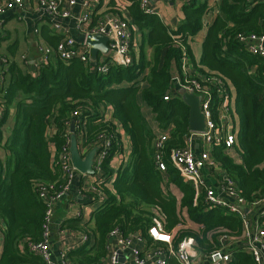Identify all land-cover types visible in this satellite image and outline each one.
I'll return each mask as SVG.
<instances>
[{
	"label": "trees",
	"instance_id": "16d2710c",
	"mask_svg": "<svg viewBox=\"0 0 264 264\" xmlns=\"http://www.w3.org/2000/svg\"><path fill=\"white\" fill-rule=\"evenodd\" d=\"M129 1L135 12L134 23L140 29L145 25L162 28L151 14L141 11L139 0ZM108 7L120 15L116 0H111ZM210 10L208 0H187L183 23L171 34L161 33L150 39L154 47L151 61L142 54L129 66L109 64L105 73H99L77 58L66 61L55 52L54 60L34 74L23 71L16 63L9 66V84L0 89V145L10 108L15 105L16 110L11 134L4 144L9 154L4 161L0 158V238L4 234L0 264H46L40 255L30 251L29 244L44 238L48 204L40 193L50 185L58 188L63 182L58 155L69 144L72 120L76 125L85 123L82 146L89 150L101 147L107 138L111 140L101 165L103 180L98 188L104 199L94 211L95 242L92 247L84 243L71 250L73 262L103 263L108 256L109 234L115 228L123 235L140 233L152 243L148 230L156 220L172 233L175 248L183 238L192 237L202 254L222 248L224 237L242 238V217L208 202L204 192L197 194L193 183L186 181L167 159L172 148L185 146L191 132L190 107L179 95L168 100L164 96L170 91L174 73L178 71L183 76L182 59L185 54L191 56L190 42L202 29L203 18ZM263 19L264 0H220L203 43L202 66L195 64V70H191L198 80L215 76L229 90L231 85L235 87L236 110L241 117L238 153L243 162L238 163L224 144H215L211 155L247 202L264 195V58L250 52L238 37L261 34ZM58 41L56 38L52 42L55 47ZM146 67L149 73L144 75ZM253 95L257 96L256 107ZM140 99L152 108L162 128L170 127L165 171L155 164L153 135L144 134L146 119ZM223 99L213 92L212 113L218 124ZM106 105L113 106L112 120H104L102 109ZM75 111L81 113L80 117H74ZM120 126L131 141V152L127 164L115 171L111 160L122 149L117 130ZM114 174L108 187L106 180ZM175 188L179 195L174 193ZM92 194L98 196L96 192ZM184 210L197 227L185 225ZM70 222L71 227H79L78 220ZM234 254L229 264H255L243 248ZM169 264L179 263L170 258Z\"/></svg>",
	"mask_w": 264,
	"mask_h": 264
},
{
	"label": "crops",
	"instance_id": "0c3cea01",
	"mask_svg": "<svg viewBox=\"0 0 264 264\" xmlns=\"http://www.w3.org/2000/svg\"><path fill=\"white\" fill-rule=\"evenodd\" d=\"M4 1L6 0H0V2ZM25 1L26 4L23 8H17L12 11H7L6 13L0 15V89L7 87V85L9 84V66L12 63L18 64L23 71L31 72L34 74L36 70L42 65H45L50 60L53 61V56H55L54 51L50 59L44 61L43 54L40 51V47H51L53 49H56L52 42H54L56 38H59V41H61L65 37L74 38L77 45L81 47L86 43V31L90 27L95 26L107 13L115 14L114 12L109 11L108 5L111 0H91V3L86 8L83 5V0H77V3L74 6H71L72 16L62 20L61 29H55L52 25V19L48 15L41 14V12L39 11L38 0ZM186 1L187 0H152L150 11H145L141 8L140 5V9L143 13L151 14L154 19L158 20L161 25H163L162 28H155L152 26L146 27V25L143 24L145 25V28L140 29L139 26L134 23L133 13L135 12H133L131 8L132 2H130L129 0H116L117 7L121 10L119 16H122V18L126 19L131 27V40L129 49V55L132 60L131 64H133L135 61L140 60L142 54L145 56L147 61L152 60L154 47L151 44L150 39L152 38V36H156L157 34L161 33H164V35L171 34L172 31L176 30L183 23L185 18L184 4ZM219 1L220 0H208V6L211 10L208 11L203 18L202 29L193 37L190 42L192 54L191 56L189 55V58L191 57L192 59L190 58L191 62L189 61L190 66L188 64L189 70H195V64H197L199 67L202 66L201 59L203 55V43L206 39L211 23L216 18L217 6ZM68 3L69 0H61L59 7L63 9L69 8ZM87 12L90 14L89 20L83 22L79 21V19H81L82 16ZM15 19L21 22V24L23 23V30L16 28V37L13 36L11 40H8L10 35L1 32V28H4L6 23L11 22ZM109 56L110 53L106 56L100 51L96 61L92 60L94 66L90 65V67L89 65H85L94 72L96 71L95 68L97 64L106 63L108 68L109 64L119 65L110 62V60L108 59ZM148 73L149 67H146L143 74L147 75ZM178 77H180V74L177 71L173 75L172 84L168 93L171 95V97L174 95H179L182 97L181 92L183 87L180 80H178ZM140 84L144 85L145 82H141ZM230 87L231 90H229L228 86L226 85L227 91L229 92L228 111L223 113L224 111H222L223 108L221 106L220 123L222 125L217 129V132H222L224 135H226V133L228 132L234 133L236 135V142L234 146L231 149L227 150V152L230 153L238 163H242L243 159L238 153V135L241 128V117L239 115V112H237L236 110L237 93L235 87L232 85ZM18 98H20V96ZM252 100L254 106L256 107L258 102L257 96L253 95ZM140 103L142 113L146 119L144 134L147 136H149L148 133L151 136L153 135L152 145L154 142V138L162 133H167L170 137V127L168 129L162 128L155 120V114L152 111V108L145 104L141 99ZM15 110V105L10 108V116L6 124H4L2 127L4 133L2 144L0 145V158L2 161H4L9 154L8 151L4 148V144L7 140V137L11 134V129L15 120ZM102 110L104 120H112L113 106L106 105ZM223 114H226V116H222ZM84 124L85 123L83 122L77 125V128L80 129L79 134H77V139L80 146H82V144L84 143ZM54 127L55 126L51 127L52 130H54ZM117 130L120 135L122 149L111 160V168H113L115 171L127 164L131 152V141L127 136L125 130L121 126ZM68 133L71 134L70 127L68 129ZM190 147L196 155H199L206 147L208 149L210 147L211 153L213 149L211 145H206L200 136L192 139ZM53 149L54 147L51 146V150ZM80 151L83 155H86L89 149L86 146H82V149L80 148ZM52 158L53 160L57 158V154L55 152L53 153ZM202 172L203 176L205 177L206 185L217 189L219 188V185L221 184L223 179L226 177V174L223 172L219 164L215 166V168H210L209 166H207L205 169H203ZM97 175L93 178H103L102 169L97 172ZM114 176L115 174L112 176V178H107L106 181H108V187L111 186ZM86 180H92V177H88V175L83 176L82 173L78 171V173L73 178L65 197L60 200L54 201L51 204L50 247L54 259L59 263L64 261L67 264H77L71 260L69 252L80 247L81 245H84V243H89V247H92L95 242V236L93 233L94 211L102 204V201L98 196H94L91 190L85 188ZM173 190L175 194L179 195L178 189L175 188ZM227 198L232 202V198H229L228 196ZM257 201L258 200L254 202H246L242 206L252 231L257 230L258 228H264L263 208L260 204L257 203ZM183 215L187 220L185 224L186 226L197 227L188 219V215L185 210L183 211ZM74 220H78V228H73L70 226V224L73 223L70 221ZM3 245L4 234H1L0 252L3 249ZM137 245L142 251L151 250L155 247L165 248V245L161 243H156L155 245H153V242L148 243L145 237H143V240L139 241ZM116 247V240L109 238L108 256L105 261H107L111 257ZM223 248L225 250H230L233 253V257L235 255L234 253L239 252V248H243L244 251L248 252L245 246H243V237L239 239L224 237ZM203 263L207 264V261H204ZM119 264L134 263L129 260V255L125 253L122 255V257H120Z\"/></svg>",
	"mask_w": 264,
	"mask_h": 264
},
{
	"label": "built area",
	"instance_id": "2783aa9c",
	"mask_svg": "<svg viewBox=\"0 0 264 264\" xmlns=\"http://www.w3.org/2000/svg\"><path fill=\"white\" fill-rule=\"evenodd\" d=\"M61 0H38V9L41 14L48 15L52 19V25L55 29H61L62 20L72 16L71 6L77 3V0H69V8H60ZM91 3V0H83V5L86 8ZM26 4L25 0H6L0 2V15L7 11H12L17 8H23ZM152 0H140L141 8L145 11L151 10ZM90 14L85 13L79 21H88ZM129 22L117 14L107 13L95 26L90 27L86 31V35L90 34H103L109 38L110 56L109 60L112 63L119 65H130L132 63L129 55L130 49V32ZM238 40L246 45L248 50L255 55H259L264 58V19L262 21V33L261 34H248L240 35ZM85 46V47H83ZM90 46L86 43L81 47L77 45L76 41L72 37H65L56 46V49L51 47H40V51L43 54L44 61L50 59L52 53L55 51L62 59L70 60L77 58L86 65H93L90 57ZM188 55H184L182 59V74L178 77L183 89L191 94H195L200 97L201 112L205 117V130L202 132L191 131L185 139V146L175 147L168 153V160L178 169L181 176L188 182L193 183L197 194L201 192L205 193L206 200L210 203L227 207L231 212L240 215L243 219L244 231H243V246H245L248 253H250L254 259L255 264H264V228H258L252 231L247 220V216L244 213L242 206L247 202L236 190L235 182L232 179H227L221 182L219 188H213L206 185L205 177L203 176V169L207 166L215 168L218 165L211 155L210 147H206L199 155L190 147L193 138L200 136L206 145L213 147L215 144H224L225 149H231L236 142V135L234 133L217 132V129L221 127V123H216L213 119L212 102L213 92L216 91L219 95L224 97L221 104L223 113L228 111V98L229 92L227 91L224 81L218 77L204 78L198 80L195 75L191 74V70L188 67ZM90 66V67H91ZM95 70L97 72L105 73L108 70L106 63L97 64ZM171 95L166 94L165 100L170 99ZM79 111L74 112V117H80ZM226 116L223 114L222 116ZM2 119V111L0 109V121ZM77 128V125H76ZM222 130V129H221ZM169 139L167 133H162L154 138V159L157 168L160 171L167 169V159H165L166 143ZM111 140L107 138L104 140V144L98 150V156L94 163V168L97 172L101 170L102 161L107 155V151L110 147ZM63 182L58 188L55 185H50L49 188L43 190L40 193L42 199L48 204V213L44 224L43 240L37 243H30V251L40 255L46 264H67L66 262H58L54 259L50 247V214L51 204L54 201L60 200L65 197L69 190L70 184L78 173V170L74 167L70 152V138L69 144L63 148V151L58 156ZM83 176H87L83 174ZM85 181V188L92 192H98L97 195L101 201L104 196L99 190V182L103 178ZM232 198V202L227 198ZM257 203L261 205L264 212V195L257 199ZM149 230L148 234L153 240V245L161 243L165 245V248L155 247L151 250L142 251L137 245L139 241L143 240L140 233L138 235H123L118 228L112 230L109 234V238L115 239L117 243L116 249L113 251L111 257L101 264H119V259L123 254L129 255V260L134 264H169V259L174 258L179 264H228L233 260V253L230 250H225L223 247L215 249L209 254H202L199 252L195 245L194 238H183L178 247L173 246L172 233L164 230L162 223L159 220L155 221ZM128 258V257H127Z\"/></svg>",
	"mask_w": 264,
	"mask_h": 264
},
{
	"label": "water",
	"instance_id": "95a60500",
	"mask_svg": "<svg viewBox=\"0 0 264 264\" xmlns=\"http://www.w3.org/2000/svg\"><path fill=\"white\" fill-rule=\"evenodd\" d=\"M155 1V0H153ZM86 44L90 46V57L96 61L99 52L101 51L106 56L110 53L109 38L103 34H90L86 38ZM182 98L190 107L189 125L194 132H202L205 130V117L200 108V97L191 94L182 89ZM76 121L72 120L70 124V152L74 167L81 173L94 176L96 170L94 168L95 160L98 156L100 147L91 148L86 155L80 151L79 141L76 133ZM138 235V233H135Z\"/></svg>",
	"mask_w": 264,
	"mask_h": 264
},
{
	"label": "rangeland",
	"instance_id": "374dc122",
	"mask_svg": "<svg viewBox=\"0 0 264 264\" xmlns=\"http://www.w3.org/2000/svg\"><path fill=\"white\" fill-rule=\"evenodd\" d=\"M22 24H21V22H19L18 20L15 19V20H13L11 22L6 23L5 27L1 28L2 29L1 32H4L7 35L9 34L10 37L8 38V40H11L13 36L16 37L15 36L17 34V32L15 30L16 28L20 29V30H23V26L24 25H22Z\"/></svg>",
	"mask_w": 264,
	"mask_h": 264
}]
</instances>
